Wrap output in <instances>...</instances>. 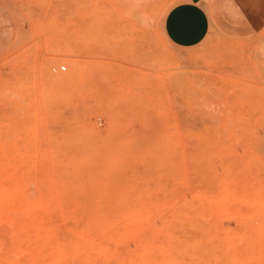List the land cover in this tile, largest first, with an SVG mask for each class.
Listing matches in <instances>:
<instances>
[{
  "label": "rangeland",
  "instance_id": "374dc122",
  "mask_svg": "<svg viewBox=\"0 0 264 264\" xmlns=\"http://www.w3.org/2000/svg\"><path fill=\"white\" fill-rule=\"evenodd\" d=\"M178 1L0 0V180L67 223L140 208L137 234L138 216L113 242L123 225L90 229L110 243L101 264L140 248V264H201L183 245L200 237L208 264H264V0H233L228 17V0H208L209 32L188 47L162 29Z\"/></svg>",
  "mask_w": 264,
  "mask_h": 264
},
{
  "label": "bare ground",
  "instance_id": "6f19581e",
  "mask_svg": "<svg viewBox=\"0 0 264 264\" xmlns=\"http://www.w3.org/2000/svg\"><path fill=\"white\" fill-rule=\"evenodd\" d=\"M133 16L131 17L130 15V17L128 18V22L131 28L135 29L138 26V22H141V23H144V22H143V19L139 17V15H135V17ZM99 58L104 59L103 52H102V55L99 56ZM101 59L98 60L99 67H103L106 62L105 60H101ZM69 65L70 67H72L71 63H69ZM180 65H182L181 62H180ZM101 70L102 69L99 68L97 72L98 75L101 74ZM67 79H68V76H58L54 78L53 81L64 82ZM217 131L219 132V130ZM220 144H222V139H221ZM0 169H1V166H0ZM249 174H252V173L249 172ZM245 175L247 177L246 172H245ZM242 180L244 181L245 177ZM245 181H248V180H245ZM239 182L238 184H240ZM247 183L249 184V182ZM247 185L245 186L244 184H242L243 189H245L244 186L247 187ZM232 186H235V185H232ZM251 186H253V183ZM248 188L251 190L250 185L248 186ZM260 188H261L260 191H262L263 187H260ZM226 189L222 188L221 193L223 190L226 191ZM230 190L232 192V189ZM245 190L247 191V188ZM237 191L238 190H236V193ZM241 191H242V188H241ZM227 192L228 191H226V193L223 192L224 196L227 194ZM244 192L243 194H245ZM247 193H250V192H247ZM223 194H220V196H223ZM257 195L259 196V193H257ZM15 197H16V192L8 190V189L6 190L0 180V264H101L100 259L102 260L104 259L106 261L108 260L107 258L109 257V253H110L109 252L110 243L107 242L105 244L106 241H102L101 236L95 237L90 232V229L100 230L102 233H104L105 230L109 228L111 225L113 226L114 225L120 226V224L123 225V227L125 228V231L115 236L111 240L113 242L115 240L121 239L125 234L130 235V233L132 232L131 224L133 222V217H137V216L141 217V219H139V222L134 226L133 232L135 234L139 233L140 227H142L143 225L140 208H117V209H103V210L93 209V208H85V209L79 208L78 209L79 215H82V217H80L78 220H76L73 223H67L66 218L70 215V212L68 211V209L64 207H58V206L57 208L56 207L53 208L52 206H49V205L48 206L47 205L45 206L35 205L36 206L35 207L33 205V202H29L27 204L16 203L14 201ZM244 198H242V200L245 202ZM230 202H231V199H230ZM254 209L256 211L258 208L255 207ZM147 211L148 210L146 209V211L144 210L142 211V213L146 212L147 214L148 213ZM113 212L120 214L121 217L120 218L114 217L113 215H111ZM72 214H73V211H72ZM222 215H224V212ZM252 215L255 216L253 213ZM256 220L258 221V219ZM255 228H257L256 225H255ZM103 235L102 237H104ZM229 241H231V238ZM183 245L191 249L192 255H194L196 259L201 261L202 262L201 264H208V238H203V237L190 238V239L185 240ZM155 246L156 245H154V247ZM168 246H167V249H170V247ZM174 248L178 252L180 251L178 250V247H174ZM155 250H157V247L155 248ZM158 250H160V247L158 248ZM170 250L169 251L167 250L168 252L165 251L164 256L161 258L162 260L165 259L163 261L172 259L173 252H170ZM147 251L149 252L151 250L148 249ZM157 251L156 253H159ZM147 255L149 256L151 255V253ZM160 256H162V254ZM143 257H144L143 249L140 248V252L138 253V259H136L137 257L133 260L131 259V261L130 260L127 261L124 258L116 259L115 264H140L139 261L143 260ZM169 264H170V261H169Z\"/></svg>",
  "mask_w": 264,
  "mask_h": 264
},
{
  "label": "crops",
  "instance_id": "0c3cea01",
  "mask_svg": "<svg viewBox=\"0 0 264 264\" xmlns=\"http://www.w3.org/2000/svg\"><path fill=\"white\" fill-rule=\"evenodd\" d=\"M225 16L241 13L233 0H228ZM251 17V16H248ZM212 15L208 0H180L164 14L162 29L167 39L176 46L188 47L199 43L208 34ZM178 21L182 24L178 25Z\"/></svg>",
  "mask_w": 264,
  "mask_h": 264
},
{
  "label": "built area",
  "instance_id": "2783aa9c",
  "mask_svg": "<svg viewBox=\"0 0 264 264\" xmlns=\"http://www.w3.org/2000/svg\"><path fill=\"white\" fill-rule=\"evenodd\" d=\"M66 69V66L65 65H61L60 66V70H65Z\"/></svg>",
  "mask_w": 264,
  "mask_h": 264
},
{
  "label": "snow or ice",
  "instance_id": "6c2138e0",
  "mask_svg": "<svg viewBox=\"0 0 264 264\" xmlns=\"http://www.w3.org/2000/svg\"><path fill=\"white\" fill-rule=\"evenodd\" d=\"M182 23H183L182 21H178V25H179V24H182Z\"/></svg>",
  "mask_w": 264,
  "mask_h": 264
}]
</instances>
